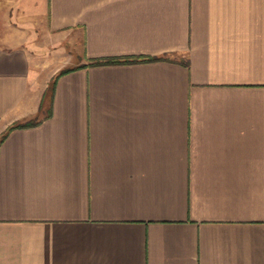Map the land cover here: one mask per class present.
Segmentation results:
<instances>
[{
    "label": "crops",
    "instance_id": "0c3cea01",
    "mask_svg": "<svg viewBox=\"0 0 264 264\" xmlns=\"http://www.w3.org/2000/svg\"><path fill=\"white\" fill-rule=\"evenodd\" d=\"M0 264H264V0H0Z\"/></svg>",
    "mask_w": 264,
    "mask_h": 264
},
{
    "label": "trees",
    "instance_id": "16d2710c",
    "mask_svg": "<svg viewBox=\"0 0 264 264\" xmlns=\"http://www.w3.org/2000/svg\"><path fill=\"white\" fill-rule=\"evenodd\" d=\"M160 59V57H153V56H131V57H105V58H100L94 61V65H104V64H116V63H135V62H141V61H155ZM70 71V68H65L63 69L60 74L66 73ZM55 84V83H53ZM33 124V122H26V123H18L14 124L13 126H10L8 130H12L16 127H24V126H29ZM2 136V138H4Z\"/></svg>",
    "mask_w": 264,
    "mask_h": 264
}]
</instances>
